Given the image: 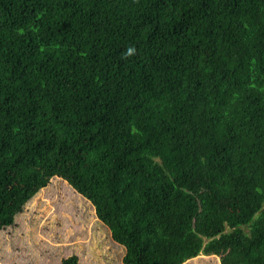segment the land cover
I'll return each instance as SVG.
<instances>
[{
	"label": "trees",
	"instance_id": "1",
	"mask_svg": "<svg viewBox=\"0 0 264 264\" xmlns=\"http://www.w3.org/2000/svg\"><path fill=\"white\" fill-rule=\"evenodd\" d=\"M54 178L60 264H264V0H0V236Z\"/></svg>",
	"mask_w": 264,
	"mask_h": 264
},
{
	"label": "rangeland",
	"instance_id": "2",
	"mask_svg": "<svg viewBox=\"0 0 264 264\" xmlns=\"http://www.w3.org/2000/svg\"><path fill=\"white\" fill-rule=\"evenodd\" d=\"M54 190L60 191L62 194L61 199L57 200L52 196ZM41 200L48 201V210L44 211V217L42 216L39 221L37 235L28 238V236L24 234L25 224H22L20 230L12 228L10 231H5L0 236V264H60L62 257H66L74 250H78L76 249L77 247L72 246L74 241L79 243L88 240L89 233L91 232L92 217L89 219V222H85L84 225L74 220L71 229L79 235L78 238L74 240H60V242H57L56 240V232L52 228V223L55 222V224H58L57 222H60L61 217H59L57 213L66 208L64 210L66 216L72 217L75 215L79 217V210H75L74 207L76 194L73 193L66 181L54 178L53 182H51V184L42 191L40 196L35 200L36 202L33 203V208L35 205H38ZM56 203H58L57 206ZM86 207H90L93 211V208L90 205L86 204ZM51 213L57 215L54 217L52 223H48V219L45 218L51 215ZM37 216L39 215H36L35 218ZM83 218L88 219L89 216H83ZM82 226L84 229L78 232L79 228ZM191 262L192 264H198L199 262L202 264H210V262L211 264H220L219 257L203 254H201L200 257L194 258Z\"/></svg>",
	"mask_w": 264,
	"mask_h": 264
}]
</instances>
